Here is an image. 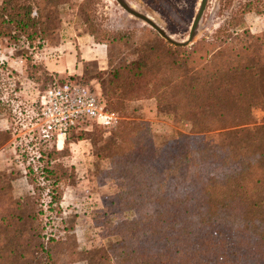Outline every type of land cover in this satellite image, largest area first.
Masks as SVG:
<instances>
[{
    "label": "trees",
    "instance_id": "1",
    "mask_svg": "<svg viewBox=\"0 0 264 264\" xmlns=\"http://www.w3.org/2000/svg\"><path fill=\"white\" fill-rule=\"evenodd\" d=\"M52 2L2 0L0 25H10L29 45L43 40L40 12ZM227 42L219 41L210 55L203 47L198 60L184 46L165 42L154 63L142 55L127 65L133 78L145 81L146 92L189 122L193 135L178 133L175 149L166 153L149 148L138 133L122 146L130 131L120 117L106 129L94 125L114 137L102 158L118 181L116 204L126 216L110 227L118 236L110 250L88 256V264H264V124L245 127L249 107L264 108V47L261 36L250 34L247 45ZM152 66L157 71L151 73ZM209 129L223 131L196 136ZM84 132L70 131L65 139ZM59 149L40 141L37 157L25 165L29 179L40 176L50 184L31 185L32 196L12 199L0 174V264H66L55 260L65 245L59 229L42 216L59 207L60 187L47 167ZM171 174L176 187L161 191L154 180Z\"/></svg>",
    "mask_w": 264,
    "mask_h": 264
},
{
    "label": "rangeland",
    "instance_id": "2",
    "mask_svg": "<svg viewBox=\"0 0 264 264\" xmlns=\"http://www.w3.org/2000/svg\"><path fill=\"white\" fill-rule=\"evenodd\" d=\"M124 1L180 41L187 37L199 0ZM40 14L43 40L36 38L30 45L12 32L10 25H0V174L9 185L12 199L32 196L31 185H50L40 176L29 179L25 165L34 160L28 119L39 91L53 80H78L99 93L105 106L116 110L121 125L130 131L122 138V146H126L127 136L138 133L149 148L168 153L175 149L178 133L193 135L189 122L173 111L171 104L146 92L145 81H138L126 70L142 55L154 63L161 57L165 42L167 47L174 45L150 25L128 14L116 0H53ZM249 34L261 36L264 47V0H206L191 40L182 46L198 60L203 47L210 55L225 38L227 44L244 46ZM207 42L212 46L207 47ZM60 63L64 69L54 71ZM157 69L152 66L149 71ZM122 76L127 78H117ZM248 115L247 129L264 124V108L260 105L250 106ZM222 131L209 129L196 136L214 138ZM78 137L68 136L63 149L47 163L61 197L55 211L42 215L45 222L49 220L58 227L56 233L65 241L55 260L66 264H88V256L109 251L118 239L110 227L126 216L116 204L118 181L107 173L108 161L102 158L114 137L96 126ZM154 181L162 185L161 191L169 192L176 187L177 177L171 174ZM41 192L39 198L44 205L46 190Z\"/></svg>",
    "mask_w": 264,
    "mask_h": 264
},
{
    "label": "built area",
    "instance_id": "3",
    "mask_svg": "<svg viewBox=\"0 0 264 264\" xmlns=\"http://www.w3.org/2000/svg\"><path fill=\"white\" fill-rule=\"evenodd\" d=\"M33 109L27 132L35 157L40 141L59 149L68 132L90 130L94 125L106 129L119 118L90 85L69 78L47 84Z\"/></svg>",
    "mask_w": 264,
    "mask_h": 264
},
{
    "label": "water",
    "instance_id": "4",
    "mask_svg": "<svg viewBox=\"0 0 264 264\" xmlns=\"http://www.w3.org/2000/svg\"><path fill=\"white\" fill-rule=\"evenodd\" d=\"M116 1L122 7V9H124V11H126L128 14H130L134 17L139 18L140 20H142L145 23H147L148 25H150L162 38H164L166 41H168L169 43L174 44V45H185L186 43H188L191 40V38L194 34V30L196 28L198 19L202 13V10H203L205 2H206V0H199L198 1V5H197L196 11L193 15V18L191 20L186 39L177 41V40L172 39L166 33H164V31L160 27H158L150 19V17H148L146 14H143V13L136 11L132 6H130V4H128L124 0H116Z\"/></svg>",
    "mask_w": 264,
    "mask_h": 264
},
{
    "label": "crops",
    "instance_id": "5",
    "mask_svg": "<svg viewBox=\"0 0 264 264\" xmlns=\"http://www.w3.org/2000/svg\"><path fill=\"white\" fill-rule=\"evenodd\" d=\"M54 68V71L56 72H60L61 70L64 69V65L62 63H60L59 65H56ZM52 70V69H51Z\"/></svg>",
    "mask_w": 264,
    "mask_h": 264
}]
</instances>
